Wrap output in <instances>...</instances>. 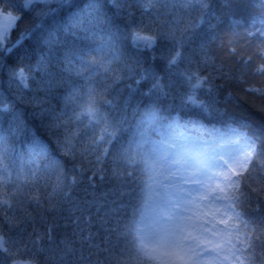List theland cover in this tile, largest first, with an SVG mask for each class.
Masks as SVG:
<instances>
[{
    "label": "snow or ice",
    "instance_id": "snow-or-ice-1",
    "mask_svg": "<svg viewBox=\"0 0 264 264\" xmlns=\"http://www.w3.org/2000/svg\"><path fill=\"white\" fill-rule=\"evenodd\" d=\"M108 2L126 14L123 27L104 12L102 0H86L66 19L59 13L73 7L75 0H0V73L6 72L9 86L23 93L33 91L36 83L37 91L50 94L67 84L59 97L60 110L42 108L37 114L50 113L48 122L42 121L47 141L32 132L30 140L16 146L0 133V264H39L34 255L44 251L52 252L54 264H68L69 257L71 264H255L257 247L264 253V217L259 222L249 218L244 202L253 195L264 201V121L257 128L252 118L237 119L221 108L218 96L224 85L215 81L235 80L245 96L228 92L225 100L239 104L252 95L258 98L252 108L264 117V0L254 5L258 11L244 32L259 58L255 66L252 55L237 56V48L231 47L234 39L221 42L222 49L228 46L226 55L243 65L235 73L225 71L224 64L209 55V41L202 32L204 26L213 32L226 14L235 16L233 0H225L227 12L219 13L213 0L179 6L170 0H143L138 20L128 11L133 5L127 0ZM37 5L41 7L36 9ZM25 12L33 15L13 41L11 32ZM231 23L238 27L240 21ZM70 29L74 42H62L59 33ZM98 34L100 43L89 46L86 42ZM80 41L83 46L75 43ZM160 41L168 45L162 57L168 82L153 69L140 67L136 83L151 81L142 93L150 102L132 109V123L127 101L118 119L102 111L115 104L107 98V86H96L93 77L103 72L111 73L114 82L122 80L114 66L122 61L124 42L143 52L154 50ZM54 59L66 61L69 71L89 81L87 89L50 73ZM202 66L214 69L216 75L202 74ZM248 73L262 78L259 86L250 85ZM177 84L179 104L165 107L162 99H177L173 92ZM31 102L42 107L46 101L33 96ZM0 116L10 117L12 134L27 131L15 100L0 98ZM205 117L217 120L219 126H205ZM126 131L130 134L125 139ZM97 178L115 184L97 195ZM50 180L47 200L52 210L87 182L81 203L96 209L103 235L90 231L91 214L84 216L85 227L71 240H55L51 226L43 234L34 227L26 241L9 234L32 219L25 204L40 203L37 186L44 181L47 187ZM259 207L258 203L257 211ZM72 211L84 208L74 205ZM80 222V217L73 220L76 225ZM21 244L24 251L31 244L35 253L22 258Z\"/></svg>",
    "mask_w": 264,
    "mask_h": 264
},
{
    "label": "trees",
    "instance_id": "trees-1",
    "mask_svg": "<svg viewBox=\"0 0 264 264\" xmlns=\"http://www.w3.org/2000/svg\"><path fill=\"white\" fill-rule=\"evenodd\" d=\"M14 2H19V0H14ZM86 0H75L73 7H65L61 9L59 13V18L66 19L68 13L70 11H74L75 7H83V4ZM128 3L132 4L133 7L128 9V11H132L135 14V18L138 20L141 15L142 10V2L143 0H127ZM170 2L177 4V6L186 3L192 2L195 0H170ZM104 5V12L107 13L108 16L112 17L114 21L123 27L124 22H126L127 17L126 14H121L117 12V9L112 7L108 0H102ZM225 0H213L214 7L216 11L219 13L221 11L227 12L224 9ZM248 6H243L244 4ZM258 3V0H233V7L231 9L232 12L235 13V16L224 15L222 18V22L217 25L215 30L211 33H208L207 26H204L202 32L205 33V39L209 41L208 50L209 55L216 57V63H223L225 66V71L238 72L242 70L243 65L239 62L236 57H229L226 55V48H221V42L227 41L229 39H234L236 42L231 45V47L237 48V56L244 54V56L252 55L253 56V65L259 62V58L254 54V47H249L246 41L248 38L244 35L245 28L247 27V23L250 22L251 15L258 11L254 7L255 4ZM39 5L35 6L38 9ZM55 7V5H53ZM33 12H25L24 19L21 20L15 27V29L11 32V38L14 41L20 30L23 28L24 24L31 19ZM235 19L240 21L239 26L232 25V20ZM215 23V22H214ZM249 31L251 29H248ZM235 33L233 36L232 34ZM78 35H84L82 32L77 33ZM59 38L62 42L66 41L68 43H73L74 39L72 36V30L70 29L67 33L61 31L59 33ZM78 46H83L85 42H75ZM89 46H96L100 43L99 34L93 39L90 38L86 42ZM255 44V41L252 42ZM168 45L164 41H160L157 43L154 50L151 51H143L137 52L133 49L130 44L124 42L122 48V61L121 63L115 65L114 67L119 71V73L123 76V79L120 81L114 82L111 78V73L105 74L103 72L98 73L93 77V81L96 86L103 88H108L107 98L113 100L115 107H103L102 111L109 112L113 117L119 118L120 110L125 107V102H128L127 114L129 116V124L132 123V109L139 106L143 108V106L149 103V98L142 96V93L146 92L148 88L151 86L150 80H140V83L137 84L136 81L140 79L139 68H151L153 69L157 75L165 76V83L168 82V76L166 73V61L162 59L164 55L167 53ZM62 46H60V51H62ZM46 51V50H43ZM38 58V54L34 55L32 58V62ZM140 61V64L137 65L135 61ZM129 68L132 70L130 71ZM48 71L56 76L57 79L63 78L65 81H71L76 86L81 87L86 90L89 81H87L83 76H76L74 72L69 71V66L66 61L56 60L54 59L49 65ZM211 72L213 75H216L214 69L209 67L202 66V74ZM40 74H36V79L39 80ZM249 80L250 85L259 86L262 82V78L258 76H252L251 73L247 74L246 77ZM216 84H223L224 87L220 89L218 99L220 100V107L227 108L229 113L234 115L237 119L243 117H250L255 122V127H259L261 122L264 121V117L261 116L260 113L256 112L251 104L253 100H257L258 98L248 95L246 101H241L239 104L233 100H225L228 92H232L235 96L242 97L245 96V93L242 91V86L239 85L235 80L233 81H223L217 79L215 81ZM131 86V88H129ZM249 85H244L243 87H248ZM37 84L33 83L32 88L33 91H24L23 93L18 92L14 86H9L7 82V74L6 72L0 73V98H7L8 100H15L16 110L22 114V118L24 120L27 131L21 132L17 134H12L9 131L10 128V117L8 116H0V133L8 136V142L12 145L19 146L21 143L27 142L31 138V133L35 132L38 136H40L44 140H48V132L45 128L42 127V121L48 122L50 119V113L45 111L43 115H37L41 113L43 109H51L55 107L56 111H59L63 106L59 97H61L66 91L67 84L62 85L60 88L54 90L50 94H46L44 91H37ZM181 91L178 84L173 89L174 94L177 95V99L173 102L172 98L169 97L167 99H162L161 103L165 107L173 106L179 104L178 94ZM23 96V99H16L18 96ZM33 96H37L41 99H44L46 102L42 105V107H35L31 102V98ZM201 98H206L204 94H202ZM185 118H187V113L185 114ZM86 123V121H85ZM202 123L205 126L211 127L213 124L219 126L218 121L211 118L205 117L202 120ZM14 127V126H13ZM130 132H125V139ZM191 135L195 137L197 135L196 132H192ZM67 167H71L70 163H67ZM86 175H91V172H88ZM108 176H111L109 172ZM55 176L51 177V180H54ZM51 180L48 182V186L45 187V182L41 181L39 183L38 190L41 197L40 203H30L25 204V208L29 213H31L32 219L28 220L26 223H23L19 226V228H13L9 233L14 239L19 240H28L29 233L33 231V228L39 233H47L49 226L52 228V234L55 240L59 241L61 239H74V233L79 231V228L85 227L84 216H88L91 214L92 224L90 226V231L93 233L100 232L103 235L102 228L98 222L96 209L93 207L90 210L87 209L81 202L85 199V189L87 188V182L78 185L72 190L71 196L62 204L59 205L58 210H52L49 207V201L47 200V194L51 190ZM98 187L96 189L97 195L101 192L107 191L113 187L115 181L106 178L104 182H100L97 178ZM26 192L29 191L28 188L25 189ZM91 192V189H88ZM91 198V197H87ZM259 203V211H257V205ZM80 205V207L84 208V211H75L73 212V206ZM244 211L247 213L248 217L251 219H255L257 222L260 221L262 217H264V201H257L256 197L253 195L249 199H246L244 202ZM76 217H80L81 222L79 225L73 223ZM114 226V225H112ZM4 230L7 232V226L4 227ZM22 250V258H28V256H32L35 253V250L32 248L31 244L28 246V250H23V244L19 245ZM44 248H48V244L45 237V242L43 244ZM77 247L79 245L77 244ZM15 250V249H14ZM79 255V254H77ZM52 252L44 251L42 253H35L34 258L39 261V264H54L52 260ZM3 258L0 257V260ZM72 258L69 257L68 264H71ZM59 264H65V262L61 261ZM255 264H264V253L261 252V248L257 247V255Z\"/></svg>",
    "mask_w": 264,
    "mask_h": 264
}]
</instances>
